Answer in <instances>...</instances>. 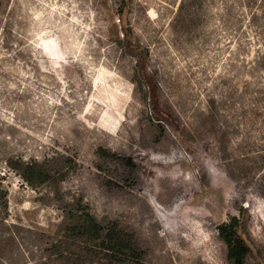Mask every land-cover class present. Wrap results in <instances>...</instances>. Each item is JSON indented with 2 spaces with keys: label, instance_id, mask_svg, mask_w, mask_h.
<instances>
[{
  "label": "rangeland",
  "instance_id": "374dc122",
  "mask_svg": "<svg viewBox=\"0 0 264 264\" xmlns=\"http://www.w3.org/2000/svg\"><path fill=\"white\" fill-rule=\"evenodd\" d=\"M4 199L0 264H39L82 207L149 264H229L243 207L264 264V0H0Z\"/></svg>",
  "mask_w": 264,
  "mask_h": 264
},
{
  "label": "trees",
  "instance_id": "16d2710c",
  "mask_svg": "<svg viewBox=\"0 0 264 264\" xmlns=\"http://www.w3.org/2000/svg\"><path fill=\"white\" fill-rule=\"evenodd\" d=\"M125 52L137 57V81L149 84L147 73H143L148 50L140 43H133L129 34L118 39ZM144 81V82H143ZM22 176L31 184L45 182L50 170L37 161L24 163ZM8 205L0 202V222H5ZM246 209L219 227L221 239L227 245L229 264H251L250 257L257 252L255 242L247 228ZM48 247L49 254L39 264H149L145 250L135 235L115 220L100 221L89 210L82 207L69 217L63 229Z\"/></svg>",
  "mask_w": 264,
  "mask_h": 264
}]
</instances>
